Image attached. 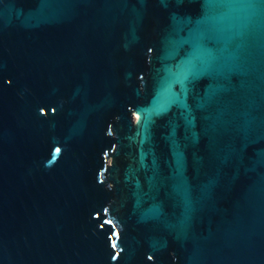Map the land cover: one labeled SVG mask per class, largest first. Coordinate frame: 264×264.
Segmentation results:
<instances>
[{"label":"water","instance_id":"obj_1","mask_svg":"<svg viewBox=\"0 0 264 264\" xmlns=\"http://www.w3.org/2000/svg\"><path fill=\"white\" fill-rule=\"evenodd\" d=\"M0 264H264V0H0Z\"/></svg>","mask_w":264,"mask_h":264}]
</instances>
